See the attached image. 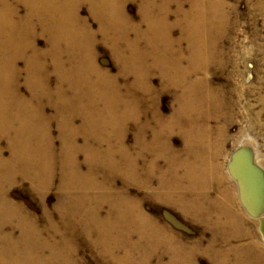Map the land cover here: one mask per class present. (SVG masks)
Listing matches in <instances>:
<instances>
[{
  "label": "bare ground",
  "instance_id": "1",
  "mask_svg": "<svg viewBox=\"0 0 264 264\" xmlns=\"http://www.w3.org/2000/svg\"><path fill=\"white\" fill-rule=\"evenodd\" d=\"M126 1L0 0V144L5 138L10 145L7 157L0 146V264H81V236L101 264H198L199 252L216 264H264V236L260 241L236 201L239 195L264 226L256 140L254 151L246 140L230 156L237 195L221 164L236 117L264 129V80L256 102H242L253 91L234 80L238 64L224 43L236 5L139 0L138 24L126 13ZM250 1L264 15V0ZM83 5L97 30L81 15ZM98 37L119 64L115 75L97 63ZM163 91L174 92L170 116L157 104ZM49 106L54 113H47ZM131 125L136 132L129 145ZM172 134L182 138L180 148ZM19 179L40 195L44 224L9 197ZM55 180L60 198L50 211L46 199ZM130 185L152 190L203 223L207 243H185L160 226L128 192Z\"/></svg>",
  "mask_w": 264,
  "mask_h": 264
},
{
  "label": "rangeland",
  "instance_id": "2",
  "mask_svg": "<svg viewBox=\"0 0 264 264\" xmlns=\"http://www.w3.org/2000/svg\"><path fill=\"white\" fill-rule=\"evenodd\" d=\"M227 1L229 4H235L236 10L231 13L233 9H230V15L232 17L230 30L232 32L230 31V35L225 39L224 42L226 51L229 55H231L230 57H232L235 64H238L240 73L234 75V80L244 81L242 82L244 85L240 83V85H243L240 88H242L243 90L252 88L253 91V94H251L247 99L244 98L242 102L251 101L252 103H255L259 95L257 91L260 90L261 86L259 81L264 80V15L261 11L254 10L252 8L250 0ZM172 6L170 10L171 15L169 14L170 22H174L175 19L174 4ZM125 11L128 16L130 15L129 17H131L133 22L138 24L142 22V13L140 10L139 0H127L125 4ZM81 15L88 19L93 29H98L99 23L97 22V19H94V17L91 15L90 9L87 5L82 6ZM174 35H179L178 28L174 29ZM132 36H134V34H132ZM43 39V37L39 38L41 45H44L45 41ZM96 52L97 63L110 73L114 75L117 74L119 70V64L116 58H114L115 56L113 55L110 46L105 43L101 39V37H98V40L96 42ZM251 63L252 65H250ZM233 68L234 67L229 64L227 69L228 72ZM250 73L251 76H249ZM215 76H217V74ZM215 76H213V80H217V77ZM247 77H249L248 81ZM21 82L22 91L25 94L29 95V92L27 91V88H25L23 80ZM152 83L155 87L160 88L162 83L161 78L159 76H154L152 78ZM157 104L165 116H170L174 109V92H161L157 99ZM240 107L241 106H239V108ZM240 109L242 110V108ZM46 111L48 114L54 113V109L50 106L46 108ZM51 129L56 146L59 147L61 142L58 134V128L55 122L52 123ZM135 132V126L131 125L126 138V141L129 145H132L134 143ZM150 135L151 132H148V136ZM170 138L175 148L181 147L182 138L179 135L172 134ZM254 139L256 140V147L263 163L262 169H264V129L258 127L254 129L249 127L248 119L245 116L240 115L236 117L233 123L229 126V136L227 139L226 148L224 150V156L222 155L221 158L223 170L230 176L231 181L234 183L236 195L238 194V184L237 181H235L231 177L228 169L230 156L232 155L236 147H238L240 143L246 140L252 141V143H250L249 149L254 151L256 148L253 142ZM0 146L2 147V149H4L5 156L7 157L9 155L10 145L5 138L1 140ZM80 160L81 162H83L82 156H80ZM161 164H163V162H161ZM115 180L118 187H124V182L121 177H116ZM58 186L59 180H55L53 188L48 192L47 195L46 202L50 211H53V208L60 198V191L58 189ZM153 186H157V179L154 181ZM127 190L132 194H136L139 200L141 199L140 202L143 206V209L147 214H149V216H151L160 226L166 227L173 234H176L179 240H181L182 238L183 242L192 243L198 241L199 239H202L203 245L207 243V240L210 237V232L208 230H205L204 224L200 221L191 219L179 208L175 207L174 204L168 203V201L164 199L157 198L156 196H154L152 190L140 188L136 185L128 186ZM8 195L17 203L26 206L28 212L30 211L34 213L39 218L41 224L45 223V218L42 212V200L38 192L33 189L28 180L19 179L18 181H16L9 189ZM238 196L239 195H237L236 199L237 206L241 207L243 214L248 221V226H252L253 231L261 241V236H264V226L262 225L261 218L252 216L246 210L245 204H243ZM79 242V258L81 264H101V260L98 257L97 253H95L88 244H85L86 242L84 237L81 236ZM196 257L198 264H216L204 252H199ZM168 259V256L164 257L165 262Z\"/></svg>",
  "mask_w": 264,
  "mask_h": 264
}]
</instances>
